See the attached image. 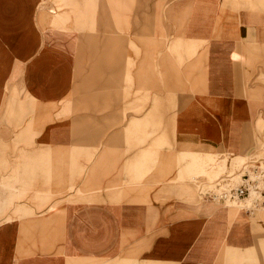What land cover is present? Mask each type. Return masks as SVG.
Segmentation results:
<instances>
[{
    "label": "crops",
    "instance_id": "obj_1",
    "mask_svg": "<svg viewBox=\"0 0 264 264\" xmlns=\"http://www.w3.org/2000/svg\"><path fill=\"white\" fill-rule=\"evenodd\" d=\"M141 1L85 0L90 36L50 25L68 4L0 0V264H264V203L179 179L264 158V0ZM139 6L151 32L112 50Z\"/></svg>",
    "mask_w": 264,
    "mask_h": 264
},
{
    "label": "rangeland",
    "instance_id": "obj_2",
    "mask_svg": "<svg viewBox=\"0 0 264 264\" xmlns=\"http://www.w3.org/2000/svg\"><path fill=\"white\" fill-rule=\"evenodd\" d=\"M46 1V0H43ZM53 1V0H50ZM56 6L62 7L65 6L66 4H68L70 6V12L69 13H62V14H56L54 15L50 20V25L52 26H56V27H61V28H68L70 26L69 22H72V26L74 27L76 30H78L79 32H85V33H90V36H98L99 34V30H98V26H89L87 25V17H86V11L87 8L85 7V0H83L81 3H79L78 0H68L65 2H61L60 0H54ZM148 0H143L140 3L146 4ZM108 2L112 5H117L119 6L121 0H108ZM139 3V4H140ZM40 9L42 10V13L39 14V17L44 14L43 11L47 10L49 12H53L55 11L54 6H51L47 3V6L43 7L41 4L39 5ZM140 9V22L138 24H134V25H129V24H125V25H120V21L119 18L117 17V12L114 10L112 11V15L114 17V19H112V24H108L103 26L102 28V36H114L112 41L110 42V48L112 50H120V46L121 43L126 42L125 40H128V46L127 49H134L137 51V48L134 46V43L129 39L131 36H135V38H137V36H140V38H142V36H145V34H149L151 32V27L150 24H148V16L146 15V13L149 12V8H144L142 9V7L139 6ZM141 10H144V13H142ZM46 12V11H44ZM110 14V15H111ZM144 14V15H143ZM111 15V17H112ZM145 17H143V16ZM90 16V15H89ZM71 18V19H70ZM84 18V19H83ZM86 18V19H85ZM143 18V19H142ZM117 23V24H116ZM116 26V27H115ZM145 38V37H143ZM179 41V40H178ZM177 42V40L173 41L170 43V45L168 46V48H171V44ZM122 45V47H123ZM176 53V51H173ZM183 54H186L188 57H190L191 55H193V52H187L184 51ZM127 64L130 65L131 64V60L127 59ZM12 91L10 93V97H11ZM16 98V93H15V97ZM10 100V99H9ZM13 107V106H12ZM17 112H13L11 117H14L17 119ZM264 140V139H263ZM227 156L228 154L224 153L221 157V160H218V156L217 155H213V154H206L202 159L200 158H196V159H190L191 162L189 164L188 167H186L184 170L181 171L180 175H179V179H183L187 178L188 184H186V191H188L189 195H193L194 197L197 198H202L201 195H198V182L202 184V186L208 187L210 185V183L220 174H222L223 172H225L228 167L226 166V160H227ZM13 161H17V157H12ZM220 159V158H219ZM182 160V159H181ZM244 161V157L242 156H233L231 159V166L230 171L233 170L234 167H238L240 165V163ZM8 165V164H7ZM2 168V167H1ZM198 181V182H197ZM12 197H19L18 195L16 196H12ZM258 197V195L256 196ZM11 199V197H10ZM33 199V198H32ZM34 200V199H33ZM244 201V200H243ZM250 199H246L243 203L239 202L238 200L232 199V200H228L226 201L227 205H236V206H251L254 203L252 201H250ZM9 203H12V199L9 200ZM41 205H38V207H40ZM6 207L5 203H3L2 200H0V208L3 210V208ZM17 207V206H16Z\"/></svg>",
    "mask_w": 264,
    "mask_h": 264
},
{
    "label": "built area",
    "instance_id": "obj_3",
    "mask_svg": "<svg viewBox=\"0 0 264 264\" xmlns=\"http://www.w3.org/2000/svg\"><path fill=\"white\" fill-rule=\"evenodd\" d=\"M252 190L258 192L254 204L264 203V158L242 161L233 171L217 176L208 187L198 182V193L202 197L224 204L228 200L242 199Z\"/></svg>",
    "mask_w": 264,
    "mask_h": 264
},
{
    "label": "bare ground",
    "instance_id": "obj_4",
    "mask_svg": "<svg viewBox=\"0 0 264 264\" xmlns=\"http://www.w3.org/2000/svg\"><path fill=\"white\" fill-rule=\"evenodd\" d=\"M258 195V192L257 191H254V190H252V191H250V193H249V195H247L246 197H244V198H242V199H239L238 201L239 202H244L246 199H250V201H252L253 203H254V201L256 200V196ZM244 200V201H243ZM249 201V202H250ZM246 206H248V205H246Z\"/></svg>",
    "mask_w": 264,
    "mask_h": 264
}]
</instances>
